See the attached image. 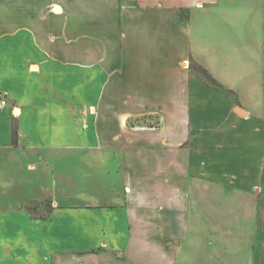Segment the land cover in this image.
I'll use <instances>...</instances> for the list:
<instances>
[{
    "label": "crops",
    "instance_id": "0c3cea01",
    "mask_svg": "<svg viewBox=\"0 0 264 264\" xmlns=\"http://www.w3.org/2000/svg\"><path fill=\"white\" fill-rule=\"evenodd\" d=\"M0 96V264H264V0H0Z\"/></svg>",
    "mask_w": 264,
    "mask_h": 264
},
{
    "label": "rangeland",
    "instance_id": "374dc122",
    "mask_svg": "<svg viewBox=\"0 0 264 264\" xmlns=\"http://www.w3.org/2000/svg\"><path fill=\"white\" fill-rule=\"evenodd\" d=\"M145 122H148L147 120H145ZM115 154H118V153H116V152H114L113 150H111V158H109V161H108V168H109V170H107L108 172H106L105 173V171L106 170H104V169H100V168H96L95 169V171L103 178V177H105V179H104V182H108V183H110V182H112V181H115L116 180V170H117V168H116V164H117V160H116V158H115ZM118 157H119V154H118ZM77 185V187L76 188H73V189H71V191L72 192H74V193H76L78 196H79V199H76L75 201L76 202H80V199L82 198V197H84V195H83V193L82 192H79V191H82L83 189H82V185H81V182L80 183H77L76 184ZM56 189L59 191V192H62V191H70V188L66 185V184H63V183H61V182H59L57 185H56ZM85 194V193H84ZM46 203H47V200H43L42 201V204H40V205H38V206H36V208L38 207V208H41V210L42 209H44L45 207H48L47 205H46Z\"/></svg>",
    "mask_w": 264,
    "mask_h": 264
},
{
    "label": "trees",
    "instance_id": "16d2710c",
    "mask_svg": "<svg viewBox=\"0 0 264 264\" xmlns=\"http://www.w3.org/2000/svg\"><path fill=\"white\" fill-rule=\"evenodd\" d=\"M181 16H185L184 13H181ZM189 68L192 74L204 80L208 85L214 88L222 87V85L213 77V75L193 58H190ZM46 205L48 207H45L44 209H42V211H36L33 214L42 218L48 217L52 208L51 202L47 200Z\"/></svg>",
    "mask_w": 264,
    "mask_h": 264
},
{
    "label": "built area",
    "instance_id": "2783aa9c",
    "mask_svg": "<svg viewBox=\"0 0 264 264\" xmlns=\"http://www.w3.org/2000/svg\"><path fill=\"white\" fill-rule=\"evenodd\" d=\"M7 105L6 100L0 96V109Z\"/></svg>",
    "mask_w": 264,
    "mask_h": 264
}]
</instances>
